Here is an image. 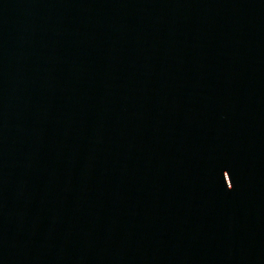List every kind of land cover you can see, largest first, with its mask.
<instances>
[{
  "label": "water",
  "instance_id": "95a60500",
  "mask_svg": "<svg viewBox=\"0 0 264 264\" xmlns=\"http://www.w3.org/2000/svg\"><path fill=\"white\" fill-rule=\"evenodd\" d=\"M0 264H264V0H0Z\"/></svg>",
  "mask_w": 264,
  "mask_h": 264
}]
</instances>
